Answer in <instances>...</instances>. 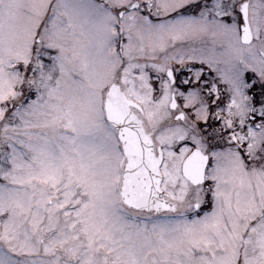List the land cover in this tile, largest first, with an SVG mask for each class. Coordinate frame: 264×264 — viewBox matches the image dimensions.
Listing matches in <instances>:
<instances>
[{
	"label": "snow or ice",
	"instance_id": "1",
	"mask_svg": "<svg viewBox=\"0 0 264 264\" xmlns=\"http://www.w3.org/2000/svg\"><path fill=\"white\" fill-rule=\"evenodd\" d=\"M0 264H264V0H0Z\"/></svg>",
	"mask_w": 264,
	"mask_h": 264
}]
</instances>
